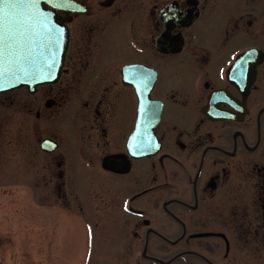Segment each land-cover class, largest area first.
<instances>
[{
  "label": "flooded vegetation",
  "instance_id": "flooded-vegetation-1",
  "mask_svg": "<svg viewBox=\"0 0 264 264\" xmlns=\"http://www.w3.org/2000/svg\"><path fill=\"white\" fill-rule=\"evenodd\" d=\"M40 2L63 64L0 94V149L28 191L107 226L72 256L264 264V0Z\"/></svg>",
  "mask_w": 264,
  "mask_h": 264
},
{
  "label": "rangeland",
  "instance_id": "rangeland-1",
  "mask_svg": "<svg viewBox=\"0 0 264 264\" xmlns=\"http://www.w3.org/2000/svg\"><path fill=\"white\" fill-rule=\"evenodd\" d=\"M51 200L25 187L21 154L0 149V264H114L72 256L73 250L87 252V240L93 242L100 231L106 234L107 226L88 223L85 215L75 217ZM75 218L79 223L72 222Z\"/></svg>",
  "mask_w": 264,
  "mask_h": 264
},
{
  "label": "water",
  "instance_id": "water-1",
  "mask_svg": "<svg viewBox=\"0 0 264 264\" xmlns=\"http://www.w3.org/2000/svg\"><path fill=\"white\" fill-rule=\"evenodd\" d=\"M67 42V31L40 0H0V94L55 81ZM141 117L146 127L143 111Z\"/></svg>",
  "mask_w": 264,
  "mask_h": 264
}]
</instances>
